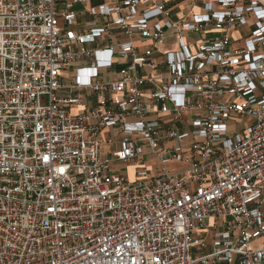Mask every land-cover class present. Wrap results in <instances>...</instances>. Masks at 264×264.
<instances>
[{"label": "built area", "instance_id": "obj_1", "mask_svg": "<svg viewBox=\"0 0 264 264\" xmlns=\"http://www.w3.org/2000/svg\"><path fill=\"white\" fill-rule=\"evenodd\" d=\"M0 264H264V0H0Z\"/></svg>", "mask_w": 264, "mask_h": 264}, {"label": "crops", "instance_id": "obj_2", "mask_svg": "<svg viewBox=\"0 0 264 264\" xmlns=\"http://www.w3.org/2000/svg\"><path fill=\"white\" fill-rule=\"evenodd\" d=\"M188 6H189V2L188 1H185V2H182L181 4H179L177 6L178 8V11L179 13L183 14L186 12V10L188 9ZM240 43V42H237V44ZM172 45V40L171 38L167 41V43H165L164 45H162L161 49L162 50H166L168 49L170 46Z\"/></svg>", "mask_w": 264, "mask_h": 264}, {"label": "rangeland", "instance_id": "obj_3", "mask_svg": "<svg viewBox=\"0 0 264 264\" xmlns=\"http://www.w3.org/2000/svg\"><path fill=\"white\" fill-rule=\"evenodd\" d=\"M167 43V42H166ZM165 43H163L162 45H164ZM177 47V45L173 42V48H176ZM172 167H178V165H173ZM128 174L131 176V177H135V175H134V172H133V170L132 169H128ZM252 245H255V246H257L258 245V242H254Z\"/></svg>", "mask_w": 264, "mask_h": 264}]
</instances>
